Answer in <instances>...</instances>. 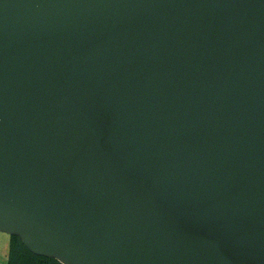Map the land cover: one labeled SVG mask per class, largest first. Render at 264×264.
<instances>
[{
    "label": "water",
    "instance_id": "obj_1",
    "mask_svg": "<svg viewBox=\"0 0 264 264\" xmlns=\"http://www.w3.org/2000/svg\"><path fill=\"white\" fill-rule=\"evenodd\" d=\"M0 233L264 264V0H0Z\"/></svg>",
    "mask_w": 264,
    "mask_h": 264
},
{
    "label": "trees",
    "instance_id": "obj_2",
    "mask_svg": "<svg viewBox=\"0 0 264 264\" xmlns=\"http://www.w3.org/2000/svg\"><path fill=\"white\" fill-rule=\"evenodd\" d=\"M6 264H59L58 262L31 254L16 237H9Z\"/></svg>",
    "mask_w": 264,
    "mask_h": 264
},
{
    "label": "rangeland",
    "instance_id": "obj_3",
    "mask_svg": "<svg viewBox=\"0 0 264 264\" xmlns=\"http://www.w3.org/2000/svg\"><path fill=\"white\" fill-rule=\"evenodd\" d=\"M9 236L0 233V264L6 263V255L9 244Z\"/></svg>",
    "mask_w": 264,
    "mask_h": 264
},
{
    "label": "crops",
    "instance_id": "obj_4",
    "mask_svg": "<svg viewBox=\"0 0 264 264\" xmlns=\"http://www.w3.org/2000/svg\"><path fill=\"white\" fill-rule=\"evenodd\" d=\"M6 264V263H5Z\"/></svg>",
    "mask_w": 264,
    "mask_h": 264
}]
</instances>
